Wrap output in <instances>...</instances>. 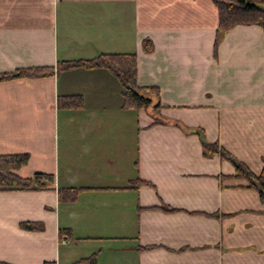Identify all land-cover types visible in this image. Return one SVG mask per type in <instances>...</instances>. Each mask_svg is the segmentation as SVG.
Here are the masks:
<instances>
[{
	"label": "crops",
	"instance_id": "obj_1",
	"mask_svg": "<svg viewBox=\"0 0 264 264\" xmlns=\"http://www.w3.org/2000/svg\"><path fill=\"white\" fill-rule=\"evenodd\" d=\"M218 24L211 0H0V75L51 71L0 81V156L54 177L0 191L1 263L264 264V202L205 149L260 174L264 31ZM101 54L135 55L138 87L158 91L146 108H123L106 69L59 70ZM73 96L81 109L61 105Z\"/></svg>",
	"mask_w": 264,
	"mask_h": 264
},
{
	"label": "trees",
	"instance_id": "obj_2",
	"mask_svg": "<svg viewBox=\"0 0 264 264\" xmlns=\"http://www.w3.org/2000/svg\"><path fill=\"white\" fill-rule=\"evenodd\" d=\"M218 11L219 30L226 31L240 25H256L264 31V0H211ZM149 41L143 42V51H152ZM84 67L102 68L109 71L117 78L123 89V108L131 110L144 109L150 104V96L158 95L156 89L140 88L136 83V60L132 54H101L96 58L86 61L60 62L59 70ZM51 71L45 68H34L19 70L13 74L0 75V81L16 77H41ZM67 102V103H65ZM60 103H65L66 107L73 109L82 108V98L80 96L63 97ZM207 152L220 153L223 158L232 161L235 167L236 177L247 181V187L255 189L259 194V199L264 202V166L259 175L251 173L245 165L233 161L231 156L223 150L218 151L215 145H205ZM29 160L28 154L0 156V191L19 190H44L54 182L53 175L37 174L32 178L23 179L15 172L25 166ZM81 189L60 188L58 193L61 198L74 201L77 193ZM22 228L30 231L40 230L39 224H22ZM61 235L73 239L68 230H61ZM95 256L78 261L76 264H94ZM0 264H6L1 263Z\"/></svg>",
	"mask_w": 264,
	"mask_h": 264
},
{
	"label": "rangeland",
	"instance_id": "obj_3",
	"mask_svg": "<svg viewBox=\"0 0 264 264\" xmlns=\"http://www.w3.org/2000/svg\"><path fill=\"white\" fill-rule=\"evenodd\" d=\"M99 246V245H98ZM91 250H89V252H90ZM95 251H97V249L95 250ZM89 256V255H88Z\"/></svg>",
	"mask_w": 264,
	"mask_h": 264
}]
</instances>
